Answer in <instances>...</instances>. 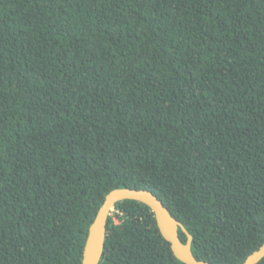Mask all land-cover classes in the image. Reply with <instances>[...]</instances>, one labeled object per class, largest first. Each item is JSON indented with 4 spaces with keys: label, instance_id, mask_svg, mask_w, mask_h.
I'll use <instances>...</instances> for the list:
<instances>
[{
    "label": "trees",
    "instance_id": "obj_1",
    "mask_svg": "<svg viewBox=\"0 0 264 264\" xmlns=\"http://www.w3.org/2000/svg\"><path fill=\"white\" fill-rule=\"evenodd\" d=\"M122 187L199 260L264 243V0H0V264H81ZM98 264L186 263L126 199Z\"/></svg>",
    "mask_w": 264,
    "mask_h": 264
},
{
    "label": "water",
    "instance_id": "obj_2",
    "mask_svg": "<svg viewBox=\"0 0 264 264\" xmlns=\"http://www.w3.org/2000/svg\"><path fill=\"white\" fill-rule=\"evenodd\" d=\"M126 199L136 200L150 207L161 234L169 242L173 254L179 260L186 264H212L209 261L199 260L193 255L191 249L193 241L192 235L179 220L172 216L157 196L146 189L127 187L115 188L106 194L89 227L81 264L99 263L104 248L108 216L115 209L117 202ZM179 228L186 234V242L180 239ZM263 258L264 243L240 264H258Z\"/></svg>",
    "mask_w": 264,
    "mask_h": 264
}]
</instances>
